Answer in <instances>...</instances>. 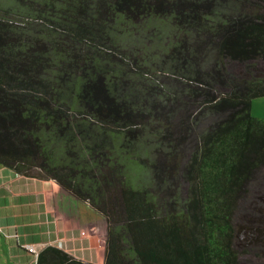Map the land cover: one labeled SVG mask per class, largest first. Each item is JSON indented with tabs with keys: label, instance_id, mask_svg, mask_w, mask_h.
I'll return each instance as SVG.
<instances>
[{
	"label": "trees",
	"instance_id": "obj_1",
	"mask_svg": "<svg viewBox=\"0 0 264 264\" xmlns=\"http://www.w3.org/2000/svg\"><path fill=\"white\" fill-rule=\"evenodd\" d=\"M179 1L0 0V165L100 214L103 264H238L233 208L264 164V119L251 115L264 97V71H252L264 63V0ZM191 104L195 127L219 117L184 158L170 121ZM159 152L158 190L142 173ZM36 262L93 264L54 246Z\"/></svg>",
	"mask_w": 264,
	"mask_h": 264
},
{
	"label": "rangeland",
	"instance_id": "obj_2",
	"mask_svg": "<svg viewBox=\"0 0 264 264\" xmlns=\"http://www.w3.org/2000/svg\"><path fill=\"white\" fill-rule=\"evenodd\" d=\"M179 4L184 6V0H180ZM208 5H210V3H200L195 5L194 8H196L197 10L199 9L200 11H207L209 9ZM230 70L232 71L233 75H237L240 77H248L249 75L244 68V65L241 63H233L232 65H230ZM252 71L257 75L262 73L264 71V63L258 62L255 67L252 68ZM168 73L173 75L175 72L174 70H171ZM159 77L161 78V76ZM159 83L165 86V84L161 82V79H159ZM216 90L220 91L223 89L217 86ZM155 92V88H153L152 92L150 90H146L147 94L145 95V97L148 99H152V93ZM200 100L201 99L196 97L194 98V103H197ZM191 105H193V107H190L188 105V108L186 107L182 111L180 110L178 113V117H176L177 113L173 111L174 115L172 120L170 121L172 133L174 135V140L172 139L170 142H173L172 146L175 145L174 142H180L178 144V147L180 146L178 150L182 151L184 158L190 156L191 150L193 149L194 140L197 139V136L199 137L203 130L209 127L208 124L212 121H215L219 117L217 115H213L212 118H205L203 121L207 119L208 122H205L202 127L200 124L203 121L200 122L201 120L199 119L198 126L200 125V127H195L197 124H195L194 119L200 112V107L198 106V104ZM251 115L257 118L264 119V97L256 98L251 101ZM185 118L188 121H193L192 126L195 127L194 129L189 126L190 123L188 125H185V123L181 124V122ZM184 130L187 131L186 138L183 137L186 136L183 133ZM170 142L166 141L165 145ZM161 152L155 155L154 159L157 158L158 160H156V164H154L152 168H149L148 172L144 171L142 173L141 171L135 170V168H133L132 170H130V174L137 176V174L142 173L143 182L145 184H148V186L150 185V187L154 188L160 186L162 183L161 179L163 177L159 175L158 169H160L161 162L164 158ZM178 161L181 163V158H179ZM154 167L157 168L156 171L154 170ZM263 168L264 166H262L260 170L254 174L252 180L247 183L246 191L242 194H239L235 205V218L233 219V225L236 230L234 249L239 257V264H264V247L259 243L261 242L264 245V186L260 184V180L264 176ZM0 169H7V171H9V173H11L12 175L18 176L15 171L10 170L4 166L0 165ZM178 172L179 173L174 186L178 188V192L180 193L181 197L184 198L187 195L188 185L180 169L178 170ZM138 177L139 176H137L136 178ZM10 182L11 180L9 181V183ZM37 182L41 183V187L36 190V192L40 191V194L42 195V205H48L49 208L54 211H56L55 209H58L57 214L60 215V219L63 222V219L66 218V215L67 217H69L70 210H74V215L71 223H73V226L75 228H80V235H78L81 239L79 241V244L81 245L80 247H77L68 244L70 246L68 247V245L65 244V248L68 249V251L72 255L80 257L87 262L89 261L93 264H103L104 247L107 235V223L104 218L100 214L96 213L86 203H82L80 201H78L77 203L69 202L63 199L64 196H62V194L56 193L57 191H59V188L57 185L54 186L56 184L55 182L52 181V183L51 181L45 182L40 180H37ZM17 185H25L26 187L27 185L29 186V182L22 180V182L20 181ZM77 207H79V209L81 210V214ZM96 217H98V219H95ZM250 218H252L254 222H250L248 220ZM67 221L68 220H66L65 222ZM71 240L70 242H74V239ZM85 241L88 244L85 245Z\"/></svg>",
	"mask_w": 264,
	"mask_h": 264
},
{
	"label": "crops",
	"instance_id": "obj_3",
	"mask_svg": "<svg viewBox=\"0 0 264 264\" xmlns=\"http://www.w3.org/2000/svg\"><path fill=\"white\" fill-rule=\"evenodd\" d=\"M22 180L29 182V186L17 185ZM40 187L41 183L37 179L12 175L7 169H0V264H36L38 253L46 246H54L67 253L69 251L65 244L80 247V228H75L71 223L74 210H70L69 217L66 215L63 222L57 214L58 209L54 211L48 205H42V195L40 191L36 192ZM60 190H56V193L62 194L63 199L78 202ZM77 209L81 214L79 207ZM69 239H74V242ZM28 246L33 247L35 252L30 253L26 249Z\"/></svg>",
	"mask_w": 264,
	"mask_h": 264
},
{
	"label": "flooded vegetation",
	"instance_id": "obj_4",
	"mask_svg": "<svg viewBox=\"0 0 264 264\" xmlns=\"http://www.w3.org/2000/svg\"><path fill=\"white\" fill-rule=\"evenodd\" d=\"M262 166H264V164L263 165H260L257 169H255L254 171H253V173L252 174H250V176L244 181V183H243V187H242V190L239 192V194L241 193H244L245 191H246V185H247V183L248 182H250L251 180H252V178H253V176H254V174L257 172V171H259L260 170V168L262 167ZM264 169V168H263ZM260 184L262 185V186H264V176L261 178V180H260ZM239 196V195H238ZM237 199H238V197H237ZM237 199H236V202H237ZM236 202H235V205H236ZM234 205V208H233V212H232V225H233V219L235 218V206ZM249 207V206H248ZM250 222H254V220L252 219V218H250V219H248ZM233 228H234V236H233V239H232V247H233V249H234V240H235V235H236V230H235V227H234V225H233ZM264 229V228H263ZM263 237H264V233H263ZM263 247H264V245L261 243V242H259ZM235 250V249H234ZM237 260H238V264H239V257H238V255H237ZM247 260V259H246Z\"/></svg>",
	"mask_w": 264,
	"mask_h": 264
},
{
	"label": "built area",
	"instance_id": "obj_5",
	"mask_svg": "<svg viewBox=\"0 0 264 264\" xmlns=\"http://www.w3.org/2000/svg\"><path fill=\"white\" fill-rule=\"evenodd\" d=\"M26 249H27L30 253H34V252H35V251H34V248L31 247V246H30V247L28 246Z\"/></svg>",
	"mask_w": 264,
	"mask_h": 264
}]
</instances>
